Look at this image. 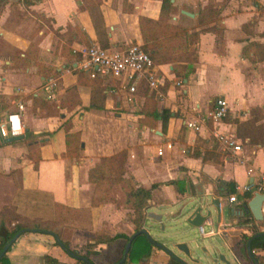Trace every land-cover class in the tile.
I'll return each mask as SVG.
<instances>
[{
  "label": "crops",
  "instance_id": "crops-1",
  "mask_svg": "<svg viewBox=\"0 0 264 264\" xmlns=\"http://www.w3.org/2000/svg\"><path fill=\"white\" fill-rule=\"evenodd\" d=\"M170 2L168 21L198 32L193 44V70L180 78L179 85L172 83L177 77L171 63L155 64L163 77L165 93L164 98L157 99V107L169 112L161 131L158 119L154 126L137 121L142 99L138 93L134 105L124 100L122 92L106 94L100 83H93L84 72L68 66L74 57L66 54L75 43H99L101 38L115 47L141 43L138 15L155 19L160 0H0V117L15 109V100L23 104L21 136L11 141L0 138V219L8 230L21 221V216L27 220H53L52 231L78 255L85 254L94 264L117 261L125 236L133 231L127 212L131 211L130 204L125 208L111 201L91 204L94 184L87 171L97 158L125 148L124 180L112 184L109 200L120 199L121 193L130 198V192L120 190L127 187L125 181L131 188L158 183L150 191L140 228L145 230L144 225H150L148 206L161 213V218L176 207L172 221L184 219L189 210L180 213L179 208L189 196L200 191L217 195L219 217L216 219L213 212L214 219L210 214L209 222L221 231L203 236L195 226L196 232L201 238L216 235L219 243L212 246L229 264L231 260L236 264H264V249L250 250L253 260L242 242L251 232H264V202L261 219H254L248 210L240 213L254 192L253 188L241 189L242 184L264 170V132L256 131L261 138L250 139L247 120L251 107L264 108V0ZM14 7L19 13L27 12L26 26L15 21ZM33 12L48 17L49 25ZM51 74L55 86L51 97L46 98L42 84ZM216 97H223L228 105L226 114L239 117L248 129L236 134L233 122L222 117L219 127L232 130L240 140L238 156L224 152L215 140L217 145L210 143L212 137L204 130L196 132L184 124L191 113L205 111ZM73 131L79 132L76 155L61 154L65 134ZM158 148L161 155L156 154ZM172 179L183 181L182 192L167 183ZM227 182L234 183L233 201L227 199ZM163 205L167 207L156 209ZM79 208H86L87 213L82 214ZM72 211L77 215L73 219L65 216ZM245 215L247 221L240 223ZM201 223L204 225L205 220ZM22 228L27 229L12 240L5 252L9 264H44L45 254L59 262H76V257L52 234L31 226ZM170 233L161 236L168 239ZM181 234L167 241L169 244L166 240L160 243L187 264H199L172 246L184 241ZM202 248L208 250L207 246ZM168 256L151 244L147 256L123 264H167Z\"/></svg>",
  "mask_w": 264,
  "mask_h": 264
},
{
  "label": "trees",
  "instance_id": "trees-1",
  "mask_svg": "<svg viewBox=\"0 0 264 264\" xmlns=\"http://www.w3.org/2000/svg\"><path fill=\"white\" fill-rule=\"evenodd\" d=\"M171 7L172 5L170 0H160L158 16L155 19L149 18L144 15H138V26L142 40L140 45L145 51H147L154 64L169 62L172 64V72L177 78L187 77L188 73L193 70V63L196 60V52L193 44L196 41L198 31H187L182 25L167 22ZM36 15L41 20L46 18L48 21V17H45L39 13H36ZM197 20L199 23L202 22L200 14L197 17ZM52 31L57 33L56 28H52ZM170 39H175L177 41V45H175L177 49L181 47L182 43L183 48L191 47V51L183 54L181 52H177L176 54L170 53V51H168V41ZM98 44L101 46H107L106 40L102 38L100 39ZM172 46L173 44L171 45V47ZM63 47L64 45H61V50ZM66 54L69 57L72 55L70 48H68V53ZM90 79L93 83H100V85H102V90L104 91L106 87V82H104L101 76L97 75L92 78L90 77ZM136 93H138L142 97L138 109V112L141 113V116L137 118V121L139 123L154 126L156 119H158L161 123V131H163L167 117L169 115L168 110L166 108H160V110L159 108H157V98H155L152 94L146 93V88L143 83L138 84ZM90 104H92V102L89 103V105ZM78 135V131H73L65 134V148L64 151L61 152V154H69L73 156L76 155L79 144ZM125 161L126 149L121 148L109 155L99 157L95 161V163L88 169L87 177L94 184L91 204L95 205L97 203H101L103 201L111 199V197L108 195L110 186L123 178L122 174L124 172ZM169 182L173 183L176 186L178 192L183 191L184 185L182 180L172 179L167 181V183ZM227 183L228 184L226 187V192L231 193L232 191H234V183ZM157 184L158 183L156 182H152L148 187L135 186L131 188L130 198L128 199V201L131 208V211L129 213V220L133 225V231L141 227V222L144 217V207L150 197L151 189L155 188ZM57 207L64 208L63 206ZM78 210H80L82 214L87 213L86 208H79ZM66 211L67 210H65V212ZM73 212L74 211H72V213H65V216L73 219V216H77ZM246 215L243 217V219H241L240 223H245L247 221ZM60 218L61 221L64 220L63 211H61ZM87 218L88 217L86 215V219ZM20 219L21 221L15 223L10 230L6 228L3 220L0 219V248L17 229L22 228L24 226H31L37 229L50 231H52V229L54 228L53 220L41 221L37 218H31L27 220L25 217L22 216ZM22 219L26 220L27 222L22 221ZM86 222L89 223V220L87 219ZM254 233L255 232H251V234L243 237V245H245L246 241L250 238L249 249L251 251L255 247L264 249V235L261 233L253 235ZM125 238L127 240L128 236H125ZM62 244L64 248L69 249L65 242L62 241ZM150 248L151 242L148 240L147 234L143 232L136 233L130 240L128 249L125 253L124 260L119 264H123L125 262H135L142 259L143 257L149 254ZM7 249L0 256V264H9L8 258L5 253ZM69 250L72 253L78 255L76 250ZM82 256H84L87 260L76 258V262L74 263H64L59 262L56 258L46 254L43 256V260L44 264H89V262L93 263V261L85 254H83ZM167 264L184 263L169 254Z\"/></svg>",
  "mask_w": 264,
  "mask_h": 264
},
{
  "label": "built area",
  "instance_id": "built-area-1",
  "mask_svg": "<svg viewBox=\"0 0 264 264\" xmlns=\"http://www.w3.org/2000/svg\"><path fill=\"white\" fill-rule=\"evenodd\" d=\"M73 54V61L68 66L85 72L88 77L101 76L106 82L104 92L106 94L123 93V98L131 105L136 103V90L140 83L146 88L147 94H152L157 99L165 97L163 91L164 80L158 74L155 64L140 43L130 42L121 47L101 46L96 42L75 43L70 46ZM172 83L179 85L180 78H174ZM55 86V76L48 75L43 80L44 96L51 97V91ZM23 104L21 100H15V109L5 112L0 117V138L9 135H18L23 130L21 112ZM228 105L223 97L214 98L211 106L203 112L194 111L184 120L185 126L193 131L204 130L213 140H215L224 152L237 155L240 150V140L236 134L221 126L222 117L225 116ZM210 123V124H208ZM169 146V143H167ZM157 155L162 154V150H156ZM238 159V157H237ZM237 187V186H236ZM253 188L254 191L264 193V170H259L251 182L242 184L241 189ZM228 201H233L235 195L230 193ZM219 205V204H218ZM208 225L204 229L203 224L197 226L199 233L203 236L219 233L221 230L215 228L209 222V218L204 219Z\"/></svg>",
  "mask_w": 264,
  "mask_h": 264
},
{
  "label": "rangeland",
  "instance_id": "rangeland-1",
  "mask_svg": "<svg viewBox=\"0 0 264 264\" xmlns=\"http://www.w3.org/2000/svg\"><path fill=\"white\" fill-rule=\"evenodd\" d=\"M14 12L16 13L15 21H18V23H20L22 25V27L26 26L27 23L29 22L27 12L25 10H23L22 13H19V9H17V7H14ZM33 14L35 16H37L35 12H33ZM211 15H213V14H211ZM169 19H170V13H169V17L167 19V22H169L168 21ZM40 21H42L43 23H46L47 25H49V23H48L46 18L43 19V20H40ZM40 25H42V24L39 23V26ZM54 33H56V32H54ZM176 42L177 41L175 39H170L168 41V47L170 48V50L168 48V51H170V53L176 54L177 52H181L183 54V53H188V52L191 51V47L183 48L182 43H181V47L180 48L178 47L179 49H177L175 47V45H177ZM172 44H173V46L171 47ZM209 86H207V87H209ZM156 105H157V102H156ZM189 108H190V106H189ZM263 109L264 108H260V107H251L249 109L250 117H248L247 120L250 121L249 122V129L251 130V133H249V138L252 139V140L261 138L260 135L258 134L260 130H262L264 132V120L260 121L261 111ZM239 113H242V111H240ZM224 119L227 120V121L229 120V121L233 122L232 125L235 126L236 134H240L242 131L248 132V129L246 128V126H242L241 125V121H238L239 117H236V116L234 117V115L231 116L229 114L228 115L226 114L224 116ZM255 120H257L258 122H255ZM256 131H258V133ZM211 142L215 143L217 145V143L214 140H212V139L210 140V143ZM122 179L124 180V177ZM123 180H120V181H118L116 183H122ZM125 182L127 183V185H126L127 187L120 188V190H122L123 192L124 191L130 192L131 185L129 184V182H127V181H125ZM114 185L110 186L109 196H111L110 195V193H111L110 190L112 189V187ZM125 188L127 190H125ZM107 201H111L112 203H114L113 205H115L116 207L121 205V207H123V208L127 207V205L129 204L127 196L126 195L122 196V193H121V198L120 199L106 200V201H103V202H107ZM129 209H131V208H129ZM176 209H177L176 207H172V208L169 209L168 213L165 212L164 214H162L161 224L159 222L153 221L151 218L148 219L147 222L150 223V225H147V224L144 225L145 231L147 232V234L150 236V238H152L153 240H155L157 242H163V241L166 240L165 242L167 243V241H170V239H172L173 237H177L178 233H182L181 236H179V237H181L182 239H184L185 242H187V244L189 245V249H190L191 255L193 257H195V258L199 257L198 258L199 262H203L205 264H213L211 262L210 258L212 256H215L217 251L212 246V243H214L216 245L219 243V240L217 239V236L214 235V236L208 237V238H201L200 235L195 230L196 227L195 226L193 228L190 227L188 225V223L184 221L183 218H178L176 220H172L171 221L170 219H175V217H176V213H175ZM147 210L148 211L149 210H153L152 206H148ZM127 212L129 213L130 211L127 210ZM211 216L214 219V213L213 212H211ZM223 219H225L224 216H223ZM22 221L27 222L26 220H23V219H22ZM203 227L205 229H207L208 225L204 224ZM167 231H171L172 232V233H170L171 237L169 236V237H167L168 239H163V237L161 235L165 234ZM167 244H169V243H167ZM201 246H207L208 250L207 251H203L201 249ZM219 248L221 249L220 246H219ZM230 264H236V263L231 260Z\"/></svg>",
  "mask_w": 264,
  "mask_h": 264
},
{
  "label": "water",
  "instance_id": "water-1",
  "mask_svg": "<svg viewBox=\"0 0 264 264\" xmlns=\"http://www.w3.org/2000/svg\"><path fill=\"white\" fill-rule=\"evenodd\" d=\"M182 12H184L185 14H189L190 12L186 11V10H181ZM21 135H9L7 137H4L3 140L5 141H11V140H15L17 138H19ZM264 202V193L263 192H258V191H254L252 196L247 200L246 204L242 207V210H240V213L243 211H249L252 215V217L254 219H261L262 218V213H261V205ZM167 206H158L156 207V209H163L166 208ZM184 210H189L186 214V216L184 217V221L187 222L188 224H191L193 226H199L201 225V222L206 219L209 218V215L211 214V212H214L216 215V219H218L219 217V205H218V196L217 195H210L207 193H204L202 191H200L199 193H197V195L189 196L180 206L179 208V212H183ZM229 212L231 213V210H229ZM147 216H149L150 218H153L156 222H159L161 224V213L159 212H155L153 210H149L147 211ZM27 228H19L17 229L9 238L8 240L2 245V247L0 248V256L1 254L7 249V247L9 246V244L12 242V240L22 231H24ZM47 233L52 234L56 241L58 242V244L64 248L62 242L59 240V238L57 237V235L55 234V232L50 231V230H44ZM138 232H143L146 233L147 232L143 229V228H139L135 231H133L127 238L124 246H123V250H122V254L120 256V258L113 262L112 264H119L120 262H122L125 258V253L128 249L129 243L131 238ZM263 234L264 232H257L254 233L253 235L256 234ZM252 235V236H253ZM147 238L148 240L151 242V244L158 246L159 248L163 249L165 252H167L168 254L174 256L175 258H177L178 260H180L182 263L187 264L184 260H182L181 258L177 257L169 248H167L166 246H164L163 244H161L160 242H157L155 240H153L152 238H150V236L147 234ZM249 240L250 238L246 241L245 247L246 250L248 252V254L251 256V258L254 259L250 249H249ZM173 247H175L177 250H179L180 252H182L188 259L197 262L199 264H205L203 262H199L198 258H195L191 255L190 253V249H189V245L187 244V242L185 241H176L173 243L172 245ZM68 253H70L72 256L76 257V258H81L84 260H87L84 256L82 255H77L72 253L71 251L67 250L66 248H64ZM202 250H204V248H202ZM211 262L213 264H218V262L222 263V264H229V260L227 258H225L223 256V254L221 252H216L215 256H212L210 258ZM89 264H93L91 262H89Z\"/></svg>",
  "mask_w": 264,
  "mask_h": 264
}]
</instances>
